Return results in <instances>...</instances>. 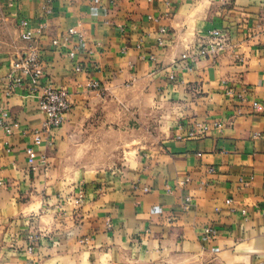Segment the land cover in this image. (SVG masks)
<instances>
[{
    "label": "crops",
    "instance_id": "1",
    "mask_svg": "<svg viewBox=\"0 0 264 264\" xmlns=\"http://www.w3.org/2000/svg\"><path fill=\"white\" fill-rule=\"evenodd\" d=\"M0 18L25 46L0 56V107L21 125L0 134V264H264V0H0ZM212 30L226 48L192 60ZM30 46L42 84L73 104L33 165L46 115L28 82L8 79ZM138 98L163 135L120 167L76 169L92 145L101 156L132 141Z\"/></svg>",
    "mask_w": 264,
    "mask_h": 264
},
{
    "label": "built area",
    "instance_id": "2",
    "mask_svg": "<svg viewBox=\"0 0 264 264\" xmlns=\"http://www.w3.org/2000/svg\"><path fill=\"white\" fill-rule=\"evenodd\" d=\"M115 1V0H113ZM52 0H48L51 3ZM27 22L23 21L21 27L23 28L22 39L31 42L34 39L35 33L29 30ZM43 28L39 29L36 34L41 35ZM75 30H70L68 36L75 35ZM80 41L73 51L69 53L72 59L76 58L77 53L80 51V46L83 42V38L79 36ZM208 41L205 47L195 51L192 54V60L214 58L219 55L221 51L226 48L227 35L221 30H212L207 35ZM67 39V38H66ZM54 44L59 45L58 41ZM29 52L15 62L11 72L8 75L9 85L11 88L21 87L26 82L30 85V91L33 94H39V108L46 115V120L43 122L40 128L32 131L33 144L26 149L29 164L33 165L37 160V154L34 151L35 146H40L46 143L48 146L53 145L55 134L61 129L67 121V116L72 110L73 104L70 99L69 93L65 89H58L53 86H45L42 81L45 77L44 69L39 60L36 48L30 46ZM81 67H76V71H81ZM94 87H98V84H94ZM11 94V93H10ZM255 108L258 107V103L253 104ZM220 124H215V127L219 128ZM21 128L18 120L10 114V112L4 107H0V134L5 138H10ZM206 126H199L198 132H191L192 137H200L203 133L207 132ZM6 145H9L6 142ZM42 163H45V158L41 159ZM5 186V182L0 180V187ZM212 235H215V231L210 230ZM28 251L33 252V247H29Z\"/></svg>",
    "mask_w": 264,
    "mask_h": 264
},
{
    "label": "rangeland",
    "instance_id": "3",
    "mask_svg": "<svg viewBox=\"0 0 264 264\" xmlns=\"http://www.w3.org/2000/svg\"><path fill=\"white\" fill-rule=\"evenodd\" d=\"M24 47L25 46L23 45V42H21L19 34H17V27L9 23H4L0 18V56L12 54V57H16L15 59H17L20 57ZM139 103H141V99L138 98L136 102H134L135 107L133 109L134 123H138V125H135V127H133L134 129H132L134 130L132 132V141H124L116 144L109 143L108 145H110V148L101 150V156H94L92 145L91 150L89 151L91 155L86 158H74V163L72 165H74L76 169H85L84 171L89 172L87 175H90L94 170L109 169L110 167L117 166L120 167L127 163V160L131 159V156L134 155L135 149L141 146L154 144L158 139V135H163L164 130L162 129H164V126L166 125L164 123L165 119L162 118V115L160 116L158 114L157 109H154L153 112L141 110V108L138 107ZM118 112L121 114L122 119L125 118V112L122 110H119ZM125 132V129L122 127V131L118 133L123 135ZM128 133H131V131H128ZM81 175L83 174H66L65 176L70 177V181H72L74 177L75 179H78Z\"/></svg>",
    "mask_w": 264,
    "mask_h": 264
}]
</instances>
